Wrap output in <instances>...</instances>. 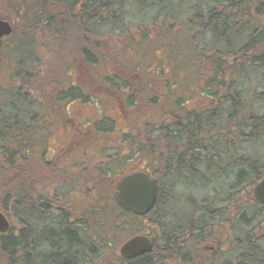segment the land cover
I'll return each instance as SVG.
<instances>
[{
    "label": "trees",
    "instance_id": "obj_1",
    "mask_svg": "<svg viewBox=\"0 0 264 264\" xmlns=\"http://www.w3.org/2000/svg\"><path fill=\"white\" fill-rule=\"evenodd\" d=\"M127 4L142 14L143 21L124 23L118 33L107 28V37L102 38L101 25L121 15L125 18L127 10L133 8ZM0 18L12 25L4 38H12L10 49L18 57L21 74H27L26 58L20 50L27 39L39 41L31 54L40 52L43 56L44 49L50 55L62 39L81 42L82 38L85 42L89 34L91 40L116 41L117 48L110 47L112 51H127L141 60L130 46L139 50L137 43L150 40L153 30L159 31V41L169 38L164 58L157 57L154 69L163 86L171 80L165 74L166 64L172 70L182 69L183 63L199 68L200 81L207 83L202 90L199 87L203 103L191 109L186 106L191 91L173 101L168 96L171 90L157 92L164 105L151 93L144 104L158 102L159 117L167 122H149L142 130L144 142L137 133L126 134L132 140L127 149L143 142L148 146L146 152L152 154H144L148 159L144 171L156 179L157 197L144 217L120 209L113 196L114 204L123 217L146 220L152 232L146 233L152 241L169 243L164 250L158 247L159 255H140L145 259L136 263L157 264L158 257L166 261L171 257L169 248L180 250L185 262V251L193 256L198 249L189 244L203 241L220 245L224 251L213 252V262L207 264H219L220 257L221 264H264V204L252 193L264 176V0H0ZM38 34H44L48 42L38 40ZM187 41L192 45L189 52L184 51ZM88 48L78 45L75 52L79 50L82 60L94 64L100 53ZM238 75L243 81L246 75L247 80L254 76L247 81H253L249 84L251 94L247 87L236 85ZM105 80L110 85L119 81L122 91L144 82ZM152 82L149 77L141 88H151ZM0 90H4L0 92V211L8 221H16L7 232H0V264H88V251L96 253L101 242H106L91 228L97 222L92 205L96 207L95 202L101 200L97 184H90L94 195L84 192L87 202L92 201L91 207L77 210L76 203L84 202L75 190L77 185L62 192L57 189L60 178L45 170L44 137L37 131L39 113L28 105L39 99L25 90L24 82ZM136 101V93L125 98L129 107ZM154 133H158L157 138ZM154 145L158 149L154 150ZM42 174L54 175V184L59 185L44 184Z\"/></svg>",
    "mask_w": 264,
    "mask_h": 264
},
{
    "label": "rangeland",
    "instance_id": "obj_2",
    "mask_svg": "<svg viewBox=\"0 0 264 264\" xmlns=\"http://www.w3.org/2000/svg\"><path fill=\"white\" fill-rule=\"evenodd\" d=\"M127 5L129 8L133 7L131 4ZM137 21H143V17L142 14L137 12L133 7L132 9L127 10L125 18L124 15H121L111 22L107 20V24L104 21V24L101 25L102 28L100 35L103 36L102 38H106L107 36L104 32L107 28L111 29L110 27H113V31L118 33L124 29V23ZM113 23L115 26L112 25ZM158 32V30H153L151 32L152 35L150 40H143L137 43V48L140 51L137 49L134 50V45L130 46L132 52L136 51V55L139 56L141 60L132 57L127 51H112L111 48H117L116 41L110 42V39H100L99 41H96V39L91 40L89 34L86 35L85 39L88 41L85 42L82 38L81 42L62 39L56 44V49L51 50L50 55L45 52L44 49L43 56H41L40 52L39 54L38 52L36 54H31V49L34 51L35 48H38L37 42L39 41L36 39H27L20 48L23 56L21 57L26 58L25 66H27V74H21L22 69H19V66L16 63L18 57H14L12 54L13 52L10 49L12 41L11 37L4 38L0 48V88L3 89L10 84L13 85V83L24 82L25 90L35 98L39 99V101L35 99V102L28 105L32 106V109L39 113L37 116H39L40 119L39 121L36 120L38 124L37 131H39L40 136L44 137V145L50 150L46 157L49 168L47 167L45 170L54 171V173L60 174V176H56V178H60L59 184L62 188L58 186L57 189H62L61 191L65 192L70 190L72 186L77 185L75 190H77L79 195L83 196L84 202H77L76 209L82 210L89 206L91 207L92 202L91 200L87 202V195L84 193H93L91 192L92 187H90V184L88 183L89 180H87L86 177L90 178L92 176V171L94 172L93 174L97 173L96 176H99L95 177V175H93L91 178V181L98 186L97 195L101 197L100 201L95 202L96 207L92 205L93 213L97 214V222L95 225H92L91 228L94 229L98 236L106 240V242H101L96 253H90L88 251L87 255L90 254V256H88V264H117V261H121V264H126L127 261L122 260V258H119L117 255V249L121 244L134 233L138 232V235L147 234L146 232L152 233L146 220L141 222L140 220H133L131 217H123V214L116 208L113 200L118 181V179L114 178L120 177L124 172L128 173L131 170L142 168V166L148 164V159L145 158L146 155H152L150 151L146 152L148 146L142 145L144 142V133L142 130H145L149 126V122H152V125H157L158 122H167L159 117L160 110L157 106L158 102L156 101L157 103L154 105L149 103L147 106L144 104V98L153 93V96L155 95L157 100H159L161 96L158 95L157 92L167 94V90H171V92L168 93V96L170 100L173 101L175 96L178 97L179 94L183 95L191 91L186 96L187 99L190 98L187 100V104L184 102L187 108L191 109L196 105H201L203 103V99H200L198 96L202 92V86L204 87L207 82L200 81L203 76L202 71L199 68L190 67L187 66L186 63H183L182 69L172 70V68L166 64L165 74L167 76L169 75V78H171V80H168L170 85L166 86H163V80H159V77L154 74L156 73L154 70L155 65H157L158 62L157 57L164 58L163 50H165L170 43V39L167 37H161V41H159L160 37L156 35ZM159 35L164 36L165 33ZM36 38L48 42V40L45 39L44 34H38ZM78 45H87L89 47L88 50L91 51L93 47L97 53H100V55L97 56V58L100 57L99 60L94 64L82 60L79 50L75 52L76 46ZM191 47V43L187 41L184 51L189 52ZM94 54H96V52H94L93 55ZM39 55L41 59H39ZM133 58H135L138 63ZM39 60L41 62L40 66L35 72H33L32 68L38 66ZM138 64L142 67H135V65ZM15 72L18 73L19 77L14 78ZM142 74L146 75L143 76ZM104 77L105 79L108 77L113 79L121 78L128 83L131 81L130 83L132 84L137 81L138 84H140L141 82L148 80L150 77L153 82L151 88H148L149 86L141 88L143 82L141 85L122 88L124 89L122 91L119 89L120 87H118L117 82L119 81L110 85L106 80L104 81ZM253 78L254 76L250 75V79L247 80L246 75V80L243 81L240 75H238L236 85L238 87H247L249 95L251 94L249 84L253 83V81L251 83H248L247 81H250ZM223 80L224 82H227L226 77ZM172 82H174V84H172ZM72 83L81 87L83 94L87 95L88 100H86V97L81 99L78 97V99L72 100V96L79 95L74 94L76 89L72 88ZM153 83H158V85H154ZM183 84H186L187 86L182 88ZM62 87L67 91L60 93ZM199 87H201V90ZM102 88H105L107 92L101 90ZM221 90H223V88ZM0 92H4V90H0ZM130 93H136V96L138 97V101L133 104V107L136 105L134 108L127 106V103H125V98H127V95L129 96ZM65 95L66 97L64 98ZM45 97H48V106L50 107L40 101V99ZM57 98H61V100L58 101ZM119 100L121 102L120 108L116 106ZM159 101H162V105L165 104L162 99ZM1 108L2 107L0 106V109ZM132 110L133 113L129 114ZM242 110L243 109L241 108L240 111ZM72 113L75 114L76 119L79 118V120L83 121V126L86 129L91 128L92 124L85 121H93L95 123L94 129L97 131H94L95 134H91L92 136H90L89 133L87 134L90 136L89 140L86 139L82 143L76 141L74 145L69 144V147L59 154V152H56L58 146L61 144V138L56 137L60 136L59 129H56V135L46 131L45 127L53 128V125L46 123V120H57L59 116L62 119L63 117H66L67 114L73 115ZM130 115L136 117H130ZM35 117L36 116H34V118ZM54 125L58 127L57 123ZM105 128L108 131H103ZM121 130H123V135L136 133L141 135L143 142L137 145L136 148L127 149L128 147H126V145H130L129 141L132 142V140H130L129 135H126V138H128L127 140H125L124 136L119 140L117 137ZM152 135L153 133L151 136ZM154 135V138H157L158 133H154ZM103 140L106 141V143ZM101 145H105L101 154L103 153L105 157H111L107 159L105 158L104 164L99 163L100 160L95 156L96 147ZM120 147H123L122 150ZM153 147L154 150L158 149L155 145ZM117 148L122 151V156L124 157L120 159V162L117 161L119 158H113L118 152ZM155 154V157H158L159 151L157 150ZM156 161L158 162L157 159ZM97 165H99L100 168L102 167L100 170L104 175L100 173V170L99 173L97 172L98 170L95 168V166L98 167ZM40 177H43L44 184H54V182L57 181L54 178V175L45 177L42 174ZM69 177H71L72 181ZM84 177L85 179H83ZM59 184L54 185L56 186ZM94 194L95 193H93V195ZM110 196H112V199H109ZM89 218L90 214L88 219ZM15 223V220H12L11 218L9 219L10 226L14 227ZM234 246L236 247V245ZM92 255L97 256L92 257ZM192 263L193 262L190 264ZM129 264L137 263L131 261Z\"/></svg>",
    "mask_w": 264,
    "mask_h": 264
},
{
    "label": "flooded vegetation",
    "instance_id": "obj_3",
    "mask_svg": "<svg viewBox=\"0 0 264 264\" xmlns=\"http://www.w3.org/2000/svg\"><path fill=\"white\" fill-rule=\"evenodd\" d=\"M71 86H72V88H75L76 89V91H78V93H81V94H79V95H81L82 97H86V100H88L87 99V95L86 94H83V91H82V89H81V87H79L78 85H74L73 83L71 84ZM120 89V88H119ZM101 90H103V91H106V89L105 88H102ZM67 90L66 89H64L63 87L60 89V93L61 92H66ZM107 92V91H106ZM64 94V93H63ZM75 95H76V93H74ZM74 94H72V95H74ZM48 95V94H47ZM79 95H76V96H72L71 98H73L72 100H75V99H78V97L81 99L82 97H80ZM66 97V95L64 96V98ZM47 98V99H46ZM63 98V99H64ZM90 99V98H89ZM53 100V99H52ZM57 100L59 101V100H61V98H57ZM53 102H54V100H53ZM42 103L43 104H46L47 106H48V97H45V98H43L42 99ZM54 105V104H53ZM52 105V106H53ZM116 106H118L119 108L121 107V102H120V100L118 101V103L116 104ZM48 107H50V106H48ZM57 109H58V107H57ZM47 113V112H46ZM59 113H60V111H59ZM73 114V113H72ZM109 119H110V117H109ZM54 120H56V119H54ZM54 120H52V119H47L46 120V123H50L51 125H53V128H48V127H45V129H46V131H49V133H51V134H55L56 132H57V128L59 129V132H60V136H56V137H58V138H61V144H60V146H58V150L56 151V152H59V154H61L65 149H67L68 147H69V144H71V145H74V143L77 141V142H79V143H82L84 140H89V137L90 136H92L93 134H95V132L94 131H97L96 129H94L95 128V123L93 122V121H90V120H88V121H85V122H87V123H91L92 124V126H91V128H89V129H86L84 126H83V121H81V120H79V118L78 119H76V116H75V114H73V115H70V114H67V116L66 117H63L62 119L60 118V116H59V118L56 120V121H54ZM76 120H78V121H76ZM55 123H57L58 124V127H56L54 124ZM89 133V135L90 136H88L87 134ZM98 133V132H97ZM92 134V135H91ZM56 135V134H55ZM122 136H123V130H121L120 131V133H119V135H118V139L119 140H121L122 139ZM65 138H66V140H65ZM104 141V140H103ZM105 143H106V141H104ZM88 144H91V143H88ZM105 148V145H101V146H98V147H96V152H95V156H97V158L100 160L99 161V163H101V164H104L105 163V158L107 159V158H111V157H105L104 155H103V153L101 154V152H102V150ZM121 148V147H120ZM123 148V147H122ZM122 148H121V150H122ZM118 149V152L117 153H119V154H115V156L113 157V158H119V160H117V161H121L120 159H122V155H123V153H122V151L119 149V148H117ZM121 151V152H120ZM48 152H50V150L46 147V145L44 146V153H43V157H44V161L46 162V163H48V160L46 159V157H47V155H48ZM78 153V152H77ZM124 158V157H123ZM143 162V161H142ZM98 167H96L95 166V168L98 170L97 172L99 173V170L102 168H100L99 167V165H97ZM144 166H147V164H145ZM144 166H142V168H140V169H137V170H131V171H129L128 173L127 172H124V174H122L120 177H118V178H114V179H118V181H117V184H116V192H117V185H118V183H119V181L124 177V176H126V175H129V174H131V173H134V172H140V171H144L145 169H143L144 168ZM103 172H104V170H103ZM145 172H147V171H145ZM94 172L92 171V176L89 178V177H86L87 178V180H89L88 181V183L89 184H91V178L93 177V174ZM100 173L101 174H103L102 173V171L100 170ZM150 174V173H149ZM104 175V174H103ZM119 175V174H118ZM56 176H60V174H56ZM150 176H151V178H152V180L154 181V183H155V187H156V197H157V184H156V179L150 174ZM85 177L83 178V179H85ZM69 179L72 181V179H71V177H69ZM115 195H116V193H115ZM115 195H114V199H115ZM155 202H156V200H155ZM154 207V206H153ZM152 210V209H151ZM128 213V212H127ZM149 213V212H148ZM148 213H146V214H148ZM129 214H131V213H129ZM146 214H144V215H139V216H137V215H135L136 217H144V216H146ZM152 247H151V249H150V251H148V252H146V253H144V254H142V256H144V255H146V254H149V253H152V254H157V255H159L160 253H162V252H158L159 251V248H161V249H165V246H168L169 245V243H163V242H155V241H152ZM172 245H175L173 242L171 243ZM214 243H209V244H207L206 242H203V241H200V242H191L189 245L191 246V245H196V248H198L197 249V251H194V254H192L193 256H190V251L188 250H186L185 251V253H186V255H184V257H183V259L185 260V262L181 259V257H182V252L181 253H179V251L180 250H178L177 248L176 249H171V248H169L170 249V251H171V257H166V261L164 260L165 258H160V257H158V262H157V264H190L191 262H193L194 264L196 263V264H207L208 262L209 263H212L213 262V258H212V253L214 252V253H218V252H220V254L222 253V252H224L222 249H221V246L220 245H213ZM159 247V248H158ZM236 248V247H235ZM119 249V248H118ZM117 249V250H118ZM168 249V248H167ZM98 250V249H97ZM155 251V252H154ZM117 255H118V253H117ZM93 256H97V255H92V257ZM142 256H137V257H134V258H129V259H125V258H122V260H124V261H139V260H142V259H145L144 257H142ZM188 256H189V258H188ZM91 257V258H92ZM219 260H220V262H218V261H215L216 263L218 262L219 264H221L223 261L221 260L222 258L220 257V258H218ZM184 262V263H183ZM192 263V264H193Z\"/></svg>",
    "mask_w": 264,
    "mask_h": 264
},
{
    "label": "water",
    "instance_id": "obj_4",
    "mask_svg": "<svg viewBox=\"0 0 264 264\" xmlns=\"http://www.w3.org/2000/svg\"><path fill=\"white\" fill-rule=\"evenodd\" d=\"M11 31V24L0 18V47L3 37L9 35ZM253 197L258 202L264 203V177L253 187ZM155 199V183L145 172H134L124 176L117 185L116 204L133 214L143 215L150 211ZM9 227L7 218L0 211V232L8 231ZM151 247V240L147 235H135L120 246L119 253L123 258H134L150 251Z\"/></svg>",
    "mask_w": 264,
    "mask_h": 264
}]
</instances>
